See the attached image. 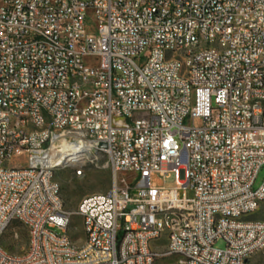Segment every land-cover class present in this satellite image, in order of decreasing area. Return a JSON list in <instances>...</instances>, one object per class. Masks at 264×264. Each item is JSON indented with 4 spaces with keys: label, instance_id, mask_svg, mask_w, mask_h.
<instances>
[{
    "label": "built area",
    "instance_id": "obj_1",
    "mask_svg": "<svg viewBox=\"0 0 264 264\" xmlns=\"http://www.w3.org/2000/svg\"><path fill=\"white\" fill-rule=\"evenodd\" d=\"M260 25L264 0H0V264H147L162 253L145 241L163 229L172 237L160 245L180 264H243L264 245ZM197 34L204 51L188 55ZM213 36L231 52L216 55ZM16 111L32 112L33 126L18 128ZM64 145L112 154L110 187L73 211L55 198L52 166L85 164ZM170 206L184 207L185 224L158 223ZM73 216L87 220L80 250L65 237ZM17 219L27 246L7 257L1 242L18 237Z\"/></svg>",
    "mask_w": 264,
    "mask_h": 264
},
{
    "label": "bare ground",
    "instance_id": "obj_2",
    "mask_svg": "<svg viewBox=\"0 0 264 264\" xmlns=\"http://www.w3.org/2000/svg\"><path fill=\"white\" fill-rule=\"evenodd\" d=\"M260 33H264V25H260ZM212 45H214V52L216 55H226L231 52L230 43L220 42V36H213ZM205 47V34H197V40L194 46H189L188 55L202 54ZM262 52V42H254V54H261ZM60 66L65 73H73L76 70V63H71L68 57H60ZM38 92H47V85H38ZM235 102H242V107H250V99H243L242 95H235ZM89 114H96V106H89ZM17 119H25L18 121V128H28V126H33L32 112L28 111H16ZM38 119H48L47 111H38ZM93 151L97 154H105L108 157L109 164L112 163V154L108 151L107 147L92 146L90 147V152ZM64 153L67 159L80 161L81 164H87L89 150L85 149V146H73L64 145ZM66 168V167H65ZM61 169V166H52L51 181H55V198H60V204L62 205V211H68L64 208L63 200L61 197V190L58 182L55 179V172ZM76 175H80L81 171H75ZM88 200V195L85 196L79 204L85 203ZM264 203V196L255 197V205H262ZM218 218H224V221H234L245 222L250 219V212L236 213L227 211H218ZM167 220H176L178 224L186 223V214L183 206H170V207H160L158 223H165ZM17 223L22 225L27 232L28 238V224H26L24 219H17ZM82 233L86 231L87 220L81 219ZM70 229H65V237H70ZM172 237V230L163 229L162 234L160 233H150L149 240L145 241V249L149 251L150 255H157V248L160 241H169ZM264 248V245H259L258 248H254L245 252L246 263L249 257L255 254L257 251ZM72 250H80V244L72 243ZM5 253L7 257H17L19 253L10 251L5 248ZM156 258H147V264H154ZM180 264V263H179Z\"/></svg>",
    "mask_w": 264,
    "mask_h": 264
},
{
    "label": "rangeland",
    "instance_id": "obj_3",
    "mask_svg": "<svg viewBox=\"0 0 264 264\" xmlns=\"http://www.w3.org/2000/svg\"><path fill=\"white\" fill-rule=\"evenodd\" d=\"M90 156H92L90 158ZM97 159V160H96ZM264 178V168L259 171L256 184ZM55 179L58 182L61 190L63 205L66 210L73 211L77 208L80 201L87 195L105 192L111 184V172L109 168L108 157L105 154H97L91 151L88 155V162L83 166L81 174L76 175L73 167L58 169L55 172ZM154 181L161 185L160 179L154 178ZM173 185V174H168L165 178V186ZM18 237L14 240L8 238V235L2 240V245L13 252H21L27 246L26 229L19 223L13 224ZM69 235L77 243H82L83 233L81 228V218L73 216L71 221ZM162 255L156 258L154 264H179L175 256L165 255V247L163 244L157 245ZM215 246L223 247L222 241H216ZM245 264H264V248L257 251L248 258Z\"/></svg>",
    "mask_w": 264,
    "mask_h": 264
},
{
    "label": "water",
    "instance_id": "obj_4",
    "mask_svg": "<svg viewBox=\"0 0 264 264\" xmlns=\"http://www.w3.org/2000/svg\"><path fill=\"white\" fill-rule=\"evenodd\" d=\"M104 146V144H102Z\"/></svg>",
    "mask_w": 264,
    "mask_h": 264
}]
</instances>
